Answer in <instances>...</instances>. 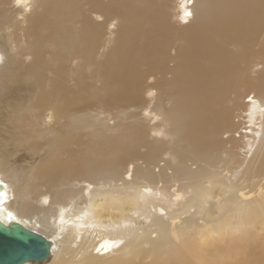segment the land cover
I'll return each instance as SVG.
<instances>
[{
  "label": "bare ground",
  "instance_id": "6f19581e",
  "mask_svg": "<svg viewBox=\"0 0 264 264\" xmlns=\"http://www.w3.org/2000/svg\"><path fill=\"white\" fill-rule=\"evenodd\" d=\"M16 1L31 10L25 15L24 21L31 32L28 49L31 53L33 51V56L31 65L16 72L19 59L10 55V64L14 68L10 65L0 67V82L3 81L5 87L16 83L21 73L22 83H27V89L30 90L32 74L39 67L37 43L47 36L37 34V28L41 24L61 34L66 40V47L78 49L84 56H89L99 32L110 23L109 15L117 12L118 21L113 30H110L113 33V45L103 58V62L112 66L124 62L131 55L133 41L140 34L143 25H147L143 33L151 37L166 34L180 37L185 42V47L179 54L181 63L172 77L173 102L166 112L165 109L158 112L159 124L163 129H155L162 134L174 132L180 143L175 144L172 150L176 163L175 174L170 178H163L161 174L153 173L148 163L158 152V142L148 145L144 154L147 159L143 164L130 163L132 157L124 159L133 153L137 139L136 133L120 124L98 125L103 130L95 131L94 140L85 151L71 159L59 157L61 148L65 146V135L56 132L48 143L49 150L45 157L32 166L30 178L21 184L22 200H14L13 195L10 196L6 189L4 191L5 187H2L3 183L0 181V220L4 223H20L45 236L50 241V264H139L137 262L142 253L150 257V264H154L158 253H169L167 244L170 239L183 254L189 245L190 231L196 228L203 230L202 238L198 236L201 264H226L224 251L237 246L235 242L228 248L223 244L225 231L232 225L231 218H236L244 229L247 225L255 226L259 218L264 220V190L253 199H244L252 189L242 191L239 188L241 197L232 201L228 214L211 219L204 218L203 204L207 202L205 195H208L210 184L205 185L203 182L206 180L220 184L230 178L235 180L239 174L237 168L243 162L245 175L257 174L264 167L262 102L251 94L247 95L245 115L250 128L244 129L246 134L243 138L246 139L241 138L237 143L233 139L229 141L234 143L231 153L235 166H217L204 173V176L197 172L205 163L215 158L212 150L216 143L214 136L218 125L223 122L228 126L227 114L220 117L216 105L222 86L232 76L231 65H234L236 58L223 43L235 30H244L250 36L256 32L264 14V0H177L173 5L179 26L165 20L155 0H109L107 3H102L101 0ZM78 3L87 5L88 12L82 13L80 26L75 33H71L66 20H70ZM53 13L62 14V17L56 19ZM48 15L54 16L52 20ZM1 23L0 16V25ZM0 54L3 55L1 52ZM203 58L215 59V63L202 65L199 61ZM262 67L261 71L264 72V60ZM261 71L257 72L256 81ZM18 96L19 94L13 95V100L18 99ZM19 99L14 107L21 103ZM16 110H19L18 107ZM20 118L21 115L16 121ZM15 124L17 125L13 122L11 126L16 129L18 125ZM9 125L6 129H10ZM13 131L14 129L9 134L10 138H17V131ZM237 146L241 150V159ZM189 160L196 168L189 167ZM5 169L8 167L0 162V172ZM127 169L131 171L129 178L123 176ZM1 175L5 176L3 173ZM101 178L120 181L118 188L122 196L115 199L107 196L110 193L100 191V198H94L85 206H80L78 202L67 206L66 200L80 198L81 195H78L77 190L67 189L66 185L77 179L87 181ZM160 179L167 184L158 186L157 180ZM178 180L183 182L173 184ZM250 184L251 182L243 180L240 187ZM228 186L239 187H233L232 184ZM227 191L229 190H223ZM50 198L59 202V209L54 210L41 204ZM198 219H202V223H198ZM246 220L248 222L245 224ZM206 221L211 223L207 230L204 228Z\"/></svg>",
  "mask_w": 264,
  "mask_h": 264
},
{
  "label": "rangeland",
  "instance_id": "374dc122",
  "mask_svg": "<svg viewBox=\"0 0 264 264\" xmlns=\"http://www.w3.org/2000/svg\"><path fill=\"white\" fill-rule=\"evenodd\" d=\"M108 1L101 0L102 3ZM175 1L177 0L173 2L155 0L165 20L179 26L173 5ZM76 6L78 9L75 8L69 17L70 20H66L71 33H75L80 26L82 13L88 12L87 5L78 3ZM30 11L16 0H0L2 20L0 38L3 37L0 39V52L3 54H0V67L5 65L13 67L10 64V55L19 59L16 72L31 65L33 51L31 53L28 49L31 32L24 21L25 15ZM54 16L58 19L62 14L56 13ZM54 16L48 15V18L52 20ZM109 18L110 23L99 32L98 40L89 56H84L78 49H69L61 34L44 24L39 25L37 34H47V36L37 43L39 67L37 72L32 74L30 90L27 89V83H22L21 73L18 81L9 87H5L3 81L0 82V131L9 130L0 132V134L4 133L0 138L5 142L0 139V162L8 167L0 172V175L1 173L5 175H1L0 181L3 183L2 187H5L4 191L7 190L10 196L13 195L14 200L23 199L20 196L21 191L23 192L20 186L24 180L30 178L29 172L32 166L45 157L49 150L48 143L56 132L65 135V146L61 148L59 157L71 159L85 151L94 140L95 131L103 130L98 125L114 126V123H117L136 133L137 142L133 146V153L124 158L132 157L130 160L132 164H143L147 159L144 154L148 150V145L158 142L157 154L148 160L151 171L161 174L163 178H170L175 174L176 163L172 150L175 144L180 143L177 135L174 132L162 134L155 129H163L159 124L158 112L164 109L166 112L172 105L174 98L172 77L181 63L179 54L185 47V42L174 34L151 37L143 33L147 27L143 25L140 34L133 41L131 55L124 62L112 66L108 62H103V58L113 45V33L110 30H113V26L118 21V13L113 12ZM224 44L236 58L234 65H231L232 76L222 86L216 105L220 117L227 114L228 126L223 122L218 125L214 136L216 143L212 150L215 158L205 163L197 172L203 176L208 170L211 171L217 166L226 168L235 166L231 147L244 137L246 134L244 129L250 128L245 115L247 95H253L264 104V72L261 71L264 60V14L252 36L246 34L244 30H235ZM199 63L209 66L215 63V59L203 58ZM258 71L261 73L256 81ZM24 90L29 91V94ZM17 94L21 103L14 107L19 98L13 100V95ZM17 107L19 110H16ZM19 114L21 118L16 121ZM13 122L18 125L16 129L11 126ZM8 124L10 129H6ZM11 129L17 131L15 133L17 138H10ZM69 133L70 136H67ZM231 139L234 143L229 142ZM243 139L245 140L246 137ZM236 150H239L241 159V150L238 146ZM187 164L191 169L196 168L190 160ZM244 165L245 162L237 168L239 174L235 180L230 178L220 184L206 180L203 182L205 185L210 184L208 195H205L207 202L203 204L204 218L216 219L227 215L232 201L241 197L239 188H242V191L252 189L244 199H253L257 193L264 190V167L258 170L257 174L245 175ZM130 173L131 171L127 169L123 176L129 178ZM243 180L251 184L240 187ZM157 182L158 186L167 184L163 179ZM182 182L178 180L173 184ZM119 183L120 181H110L105 178L74 180L65 187L77 190L78 195L81 196L66 200L67 206L75 202L85 206L94 198H100L101 195L98 194L103 191L110 193L108 197L119 199L122 196L118 188ZM228 184L239 187L229 188ZM222 189L229 191L223 192ZM42 190L44 191V188ZM41 204L54 210L60 207L59 202L52 201V198L42 201ZM33 217L37 218L36 215ZM260 220L262 221L263 218H259L255 226L247 225L244 229L236 218H231L234 227L231 225L226 229L223 244L225 248L234 242L237 246L224 251L227 253L223 255L227 258L226 264H264V225H260L264 224V220L263 223ZM197 222L202 223V219H198ZM247 222L248 220L245 224ZM210 224L209 221L204 223L205 230L210 228ZM196 230L190 231L189 245L183 254L170 239L167 244L169 253H158L154 258V264H201L199 242L203 230L201 228ZM215 242L218 243V240L215 239ZM51 260L52 257H48L42 262H28V264H50ZM137 263L150 264V257L142 253Z\"/></svg>",
  "mask_w": 264,
  "mask_h": 264
},
{
  "label": "water",
  "instance_id": "95a60500",
  "mask_svg": "<svg viewBox=\"0 0 264 264\" xmlns=\"http://www.w3.org/2000/svg\"><path fill=\"white\" fill-rule=\"evenodd\" d=\"M50 255V241L20 223L0 220V264L42 262Z\"/></svg>",
  "mask_w": 264,
  "mask_h": 264
}]
</instances>
